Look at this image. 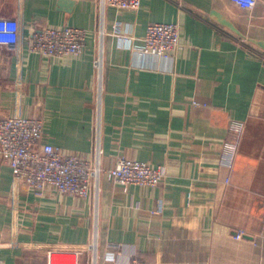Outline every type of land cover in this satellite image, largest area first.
<instances>
[{
	"label": "crops",
	"instance_id": "crops-1",
	"mask_svg": "<svg viewBox=\"0 0 264 264\" xmlns=\"http://www.w3.org/2000/svg\"><path fill=\"white\" fill-rule=\"evenodd\" d=\"M0 16L19 23L16 44L0 46V118H42L47 142L89 159L97 145L103 168L124 156L165 173L125 189L101 176L95 199L38 194L0 160L1 264H46L48 248L92 237L97 264H264V0H140L101 16L94 0H0ZM152 22L178 24L173 54L138 52ZM63 25L86 30L79 54L28 51L35 29ZM225 141L237 144L231 169Z\"/></svg>",
	"mask_w": 264,
	"mask_h": 264
},
{
	"label": "built area",
	"instance_id": "built-area-1",
	"mask_svg": "<svg viewBox=\"0 0 264 264\" xmlns=\"http://www.w3.org/2000/svg\"><path fill=\"white\" fill-rule=\"evenodd\" d=\"M242 10H251L257 0H230ZM98 14L101 16L107 6L135 10L140 0H94ZM19 23L12 17L0 16V46H12L18 41ZM86 39V30L82 27L43 26L35 29L28 41L27 49L45 56H67L79 54ZM142 44L137 48L143 54L167 57L173 54L179 45V31L176 22H152L147 24ZM98 77L101 76V48L92 60ZM42 118L29 116H9L0 118V160L7 164L13 179L38 194L45 190H54L61 194L76 197L93 196L97 199L99 179L106 176L122 186L130 185L156 186L165 177L164 169L152 166L148 162L120 156L113 166L103 168L99 164L100 150L95 145L94 157L89 159L75 151H67L47 142L43 134ZM231 128L239 132L242 123L231 121ZM237 152L236 142H223L219 162L231 169ZM190 198V194H187ZM162 199H157L154 212H161ZM247 232L243 229L234 231V239H240ZM263 236L261 233L259 234ZM95 241L92 237L84 245L68 248H48L46 264H81L80 253L90 251L92 255L86 264H97L93 252ZM60 257L55 263L52 257ZM1 264V261H0ZM103 264H119L109 258ZM125 264H145L132 259Z\"/></svg>",
	"mask_w": 264,
	"mask_h": 264
},
{
	"label": "water",
	"instance_id": "water-1",
	"mask_svg": "<svg viewBox=\"0 0 264 264\" xmlns=\"http://www.w3.org/2000/svg\"><path fill=\"white\" fill-rule=\"evenodd\" d=\"M215 15H216L217 17H219L218 14H215ZM219 20H220V22H221L222 24H224V25H226L227 27L233 29V26L231 25V23H230L228 20H225V19L220 18V17H219Z\"/></svg>",
	"mask_w": 264,
	"mask_h": 264
}]
</instances>
